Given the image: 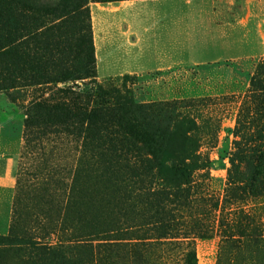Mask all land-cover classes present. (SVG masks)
<instances>
[{"label":"rangeland","instance_id":"rangeland-1","mask_svg":"<svg viewBox=\"0 0 264 264\" xmlns=\"http://www.w3.org/2000/svg\"><path fill=\"white\" fill-rule=\"evenodd\" d=\"M64 1L70 0H47L59 12L66 11ZM76 1L78 10L66 15L20 8L11 17L18 22L0 29L6 35L0 56V163L10 179L0 183V236L26 226L41 237L40 211L44 201L53 200L41 194L43 182L54 177L70 183L79 161H107L102 153L108 146L154 147L152 135L168 127L153 117L166 122L169 109L199 125L201 154L210 160L207 173L195 175L199 196L221 199L236 144L242 136L256 141L264 134V99L251 86L253 78L264 83V0H121L132 3L121 11L97 0ZM19 3L6 0L5 17ZM90 46L94 62L76 72L74 60ZM17 52L24 58L14 67ZM58 71L69 80L55 84L42 77ZM88 82L104 97H79L77 86ZM125 101L135 109L127 111ZM101 106L115 112L119 124L110 129L123 140L130 129L127 140L108 138L104 122L89 120L86 112ZM246 208L264 222V198ZM216 214L209 217L213 237L196 240L198 264H216ZM18 245L9 242L11 248ZM156 253L151 264H184L182 246H160ZM19 255L18 250L4 256L12 262Z\"/></svg>","mask_w":264,"mask_h":264},{"label":"trees","instance_id":"trees-1","mask_svg":"<svg viewBox=\"0 0 264 264\" xmlns=\"http://www.w3.org/2000/svg\"><path fill=\"white\" fill-rule=\"evenodd\" d=\"M5 1L0 2L3 30L9 21L18 22L19 19L11 17L20 14V8L42 16L46 12L66 15L79 8L76 0L64 1L67 4L63 5L62 11L66 9L63 12L47 0H19L18 5L12 6L14 12L10 11V17H5L8 14L4 10ZM44 25L42 21L40 28ZM5 38L0 32V56L5 54L2 46ZM21 58L24 57L17 52L14 67ZM92 62L91 46L86 47L74 60L76 72L88 71ZM14 67L12 70L16 71ZM42 77L55 84L69 80L62 71L54 77ZM251 86L264 99V83L253 78ZM77 87L79 97H104L102 89L94 83ZM111 98L116 105L120 104L115 96ZM122 106L127 111L135 109L131 101ZM86 115L89 120L97 118L104 122L108 138L111 135L123 140L110 129L119 124L111 109L92 107ZM166 118V122H161L153 117L156 123L168 127L152 135L154 147L108 146L102 153L107 161H79L70 183L54 177L45 180L41 194L53 200L44 201L40 211L41 237L26 226L0 236V264H151L160 246L172 245L184 248V264H198L196 240L213 237L210 212L217 213L215 223L220 234L216 264H264V222L246 208L250 202L264 198V134H258L256 141L241 137L231 157L223 196L213 199L197 193L195 175L207 173L210 167L209 158L201 154L199 125L194 118L175 110H167ZM124 133L123 142L132 132L126 127ZM51 236L56 238L53 243L43 242ZM15 240L21 245L9 247V242ZM18 250L23 256H16L12 262L4 256Z\"/></svg>","mask_w":264,"mask_h":264},{"label":"crops","instance_id":"crops-1","mask_svg":"<svg viewBox=\"0 0 264 264\" xmlns=\"http://www.w3.org/2000/svg\"><path fill=\"white\" fill-rule=\"evenodd\" d=\"M107 4L111 5L112 8H118L121 11V8H123V7L126 8V6H128L126 4H132V3L128 2V1H125V3L120 1V2H116V3L114 2V3H107ZM2 162L3 161H1V163H0V183L2 185H7V184H9L10 179L8 180V176L4 173V163H2Z\"/></svg>","mask_w":264,"mask_h":264}]
</instances>
